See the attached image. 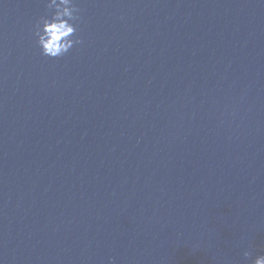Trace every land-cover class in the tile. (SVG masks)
I'll use <instances>...</instances> for the list:
<instances>
[{"label": "water", "instance_id": "obj_1", "mask_svg": "<svg viewBox=\"0 0 264 264\" xmlns=\"http://www.w3.org/2000/svg\"><path fill=\"white\" fill-rule=\"evenodd\" d=\"M0 0V264H246L264 253V0Z\"/></svg>", "mask_w": 264, "mask_h": 264}, {"label": "clouds", "instance_id": "obj_2", "mask_svg": "<svg viewBox=\"0 0 264 264\" xmlns=\"http://www.w3.org/2000/svg\"><path fill=\"white\" fill-rule=\"evenodd\" d=\"M46 12L34 23V42L43 56L59 58L75 46L83 44L78 34L81 8L77 0H45ZM246 264H264V253L254 258L250 250L243 251Z\"/></svg>", "mask_w": 264, "mask_h": 264}]
</instances>
